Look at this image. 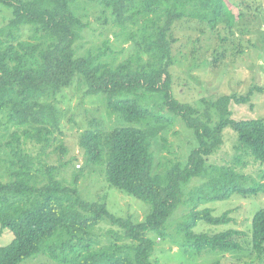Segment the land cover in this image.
I'll return each instance as SVG.
<instances>
[{
	"label": "trees",
	"instance_id": "1",
	"mask_svg": "<svg viewBox=\"0 0 264 264\" xmlns=\"http://www.w3.org/2000/svg\"><path fill=\"white\" fill-rule=\"evenodd\" d=\"M0 4L13 9L9 22L0 25V116L15 129L5 143L9 179H0V230L7 229L14 239L0 247V264H22L38 254L60 264H156L155 240L149 235L165 237L166 224L182 203L185 188L199 177L204 181L189 195L196 208L178 229V246L193 256L205 251L247 252L240 241L242 231L207 235L193 229L200 222L217 226L233 221L232 211L215 216L211 209L198 210L199 204L264 194V170L259 180L242 171L248 159L264 166V119L236 120L231 111V104L251 105L256 94H264V87L254 86L245 95L203 99L201 114L174 99L170 71L175 23L199 22L212 31L220 25L240 29L244 14L229 12L226 0H0ZM86 5L99 9L100 26L118 30L117 41L130 43L125 60L118 64L105 60L113 53L109 39L82 56L77 54L78 42L90 28ZM212 58L206 64L215 67L218 59ZM71 88L82 93L83 101L103 94L108 111L121 124L150 122L145 130L134 126L107 130L100 122L81 132L78 145L84 163L81 169L75 164L67 181L61 170L72 160L76 163L77 157L69 159L68 150L60 145L55 148L60 154L58 166L42 158L53 143H62L56 138L62 136L56 104ZM155 95L160 96L162 109L167 107L180 118L196 139L197 148L185 165L170 159L156 166L152 138L172 128L175 118L144 106ZM227 130L236 137L234 156L229 164H212ZM162 145L168 149L165 138ZM30 147L39 150L37 156ZM84 164L105 173L110 187L147 203L150 211L145 219L136 223L118 218L108 211L105 199L86 200L79 191ZM104 222L109 228L107 243L97 245L93 230ZM249 249L252 261L262 264L264 207L252 218Z\"/></svg>",
	"mask_w": 264,
	"mask_h": 264
},
{
	"label": "rangeland",
	"instance_id": "2",
	"mask_svg": "<svg viewBox=\"0 0 264 264\" xmlns=\"http://www.w3.org/2000/svg\"><path fill=\"white\" fill-rule=\"evenodd\" d=\"M226 1L229 12L244 14V25L240 29H226L220 25L212 31L204 24L187 20L175 23L172 28V36L175 40L172 44L174 65L170 71L174 99L181 104L192 105L201 114L205 110L201 104L203 99L210 101L232 93L245 95L254 86L264 87V0ZM90 7L91 5H86L85 11L88 15L90 28L85 31L82 41L78 42L77 54L82 56L109 39L114 55L109 54L105 60L114 64L122 62L130 54V43H124L122 40L117 41L114 35L118 33V30L112 26L106 28L100 26L96 21V12L99 9L91 7V10ZM12 16L13 9L0 4V25L7 24ZM212 57L218 59L215 67L206 64V59L213 60ZM159 98L157 95L148 98L144 106L153 112L175 118V123L172 128L159 132L152 138L156 166H162L170 159L185 165L189 153L197 148L196 139L180 118L175 117L167 107L162 109L161 98ZM57 101L56 106L61 113L62 136L56 135V138L62 143L59 141L53 143L47 150L48 156L42 159L51 166H58L60 154L55 152V148L60 145L68 150L69 159L77 157L76 163L72 160L65 170H61L62 177L67 181L72 178L75 164L76 169H81L84 163L78 145V135L81 132L96 128L100 122L107 130L119 126H134L145 130L144 127L150 122L144 121L138 125H129L121 121L123 123L121 124L115 116H111L103 94L88 96L83 101L82 93L71 88L58 97ZM231 111L233 119L236 120L264 119V94H256L251 105L231 104ZM147 128L151 132V128ZM14 131L15 129L8 126L5 119L0 116V179L4 182L9 179L6 171L9 157L5 143ZM162 138L167 141L168 149L166 150L163 148ZM235 141L234 133L230 130L225 131L224 146L211 163L215 165L229 164L235 153L233 149ZM30 149L35 156L38 155L39 150L31 147ZM263 170L264 166L248 159V166L242 171L252 179L259 180L258 174ZM158 171H162V168H158ZM82 172L84 178L79 185V191L86 200L105 199L108 211L118 218H131L136 223L145 219L150 211V206L147 203L110 187L104 180L105 173L103 176L102 172L97 168L95 171L93 166L84 164ZM203 181L201 177L194 178L185 188V197L182 203L166 224L165 237L160 239L157 235H149L155 240L152 261L156 264H212L217 260L220 264H258L257 261H252L253 256L250 254V230L254 214L264 207V194L247 198L234 195L227 201L197 205L198 210L211 209L215 216L232 211L230 216L233 221L227 225L217 226L200 222L193 229L195 234L215 235L229 229L242 231L245 236L241 237L240 241L247 252L222 254L205 251L200 256H193L185 254L178 246L181 240L178 229L188 213L196 208V204L189 200V195ZM261 183H264V180ZM105 226L108 224L104 222L93 230L92 239L97 245L107 243L105 232L109 228L105 229ZM113 229L119 231L116 227ZM13 239L14 236L10 231L0 230V247L7 246ZM22 264L60 263L51 260L44 254H38Z\"/></svg>",
	"mask_w": 264,
	"mask_h": 264
}]
</instances>
